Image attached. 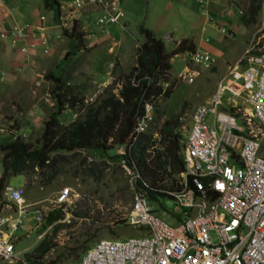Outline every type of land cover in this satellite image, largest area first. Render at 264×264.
Returning a JSON list of instances; mask_svg holds the SVG:
<instances>
[{
	"label": "rangeland",
	"instance_id": "rangeland-1",
	"mask_svg": "<svg viewBox=\"0 0 264 264\" xmlns=\"http://www.w3.org/2000/svg\"><path fill=\"white\" fill-rule=\"evenodd\" d=\"M181 1L121 0L119 9L123 18L119 20L120 24L124 21L125 29L111 25L109 34L103 35L94 25L99 16L95 6L82 12L67 7L61 10L60 6L71 5V0H7L11 14L7 16L8 23L4 26L7 32L0 46V144L21 140L29 149L37 148L43 124L51 115L66 130L85 109L95 108L108 95L116 97L125 76L136 66L138 48L143 42L138 33L141 25L162 42L166 54L185 38L193 45L192 50L205 52L211 59L207 67L194 66L188 61L192 50L184 51L171 56L168 59L170 67L164 74H157V85L165 81L166 87L160 88L159 95L150 96L151 101L148 99L152 123L147 135L151 134L155 141L146 151L148 159L159 154L160 159L165 160L164 143H161L163 133L159 134L165 121L177 125L173 127L174 133H185L192 109L207 101L216 83L226 77L264 21V0H210L205 7L197 5L195 12L190 10L188 0ZM249 7L255 8L253 18ZM12 26L28 28L29 32L38 27L34 33L36 38L32 36L27 40L34 44L32 49L27 50L26 38L14 42L16 36ZM227 26L230 35L226 34ZM78 32L82 33L80 42L76 36ZM39 36L41 41L45 39V46L39 44ZM21 47L26 51H20ZM183 65L190 72L192 70V75L196 73L190 83L177 77ZM51 75L61 81L64 89L67 87V97L74 99L73 106L65 102L57 110L51 95L55 88ZM166 90L168 93L164 96ZM130 144L125 142V154ZM118 149L108 138L104 150L89 147L69 153L58 151L50 154L54 160L52 166L26 168L0 183V214L11 213L3 207L1 194L2 186L7 184H23L21 205L44 213L41 221L34 225L27 221L11 239L24 259L25 253L45 240L51 243V248L36 260V264H72L83 249L97 239L135 235L134 228L124 224L133 194L127 175L119 167ZM177 154L181 155L180 150ZM1 159L0 151V177ZM166 161V172L160 171L156 180H151L134 161L131 165H136L140 179L149 189L158 193L156 189L172 188L175 181L180 180L179 173H168L175 167L176 160ZM64 187L71 189V196L64 206L57 207L54 198ZM149 202L156 213L164 208L168 214L182 216V209L172 199L161 197L159 204L153 200ZM54 209L61 210V220L46 224V214ZM57 222L60 227L52 233Z\"/></svg>",
	"mask_w": 264,
	"mask_h": 264
},
{
	"label": "built area",
	"instance_id": "built-area-1",
	"mask_svg": "<svg viewBox=\"0 0 264 264\" xmlns=\"http://www.w3.org/2000/svg\"><path fill=\"white\" fill-rule=\"evenodd\" d=\"M118 4L119 0H71L70 9L95 6L100 12L95 25L107 33V26L120 16ZM12 30L14 42L26 38L27 50L33 48L27 40L36 38L34 32ZM41 38L39 44L45 46ZM189 62L207 67L211 59L193 51ZM191 72L184 66L179 76L191 82L196 76ZM150 119L146 106L135 133L143 132ZM176 140L183 163L180 180L173 188L156 191L182 209V218L170 223L156 213L146 195L151 189L135 166L121 159L119 167L133 194L124 224L136 233L97 239L72 264H264V21L207 101L192 109L187 130ZM2 196L3 207L11 213L0 214V264H28L11 239L27 221L37 224L44 213L21 205L20 186L5 185ZM70 196V189L62 188L54 205L64 206ZM29 216L32 221L26 219Z\"/></svg>",
	"mask_w": 264,
	"mask_h": 264
},
{
	"label": "trees",
	"instance_id": "trees-1",
	"mask_svg": "<svg viewBox=\"0 0 264 264\" xmlns=\"http://www.w3.org/2000/svg\"><path fill=\"white\" fill-rule=\"evenodd\" d=\"M254 9L249 7L251 18L254 17ZM240 19L244 20V17L240 16ZM138 33L142 35L143 42L138 48L136 66L131 68L125 76V81L121 85L117 96L108 95L102 98L95 108L85 109L83 115L74 120L66 130L61 128L54 120V115H51L43 124L40 146L37 148L29 149L21 140L0 144V151L2 152L0 183L12 175L21 174L26 168L32 169L37 166L42 169L43 167L52 166L54 160L50 158V154L58 151L69 153L89 147L104 150L108 138H111V142L114 144H121L126 141L127 144L131 143L133 126L136 117L142 113V104L148 101L150 96H157L161 93L156 82L158 72L162 75L170 67L168 59L172 55L193 48L190 41L182 39L169 54H166L162 42L155 38L149 30L140 25L138 26ZM76 36L78 42H80L82 33L78 32ZM51 76L55 79V88L51 95L57 103V110L61 109L65 102L69 106H73L74 99L67 97V87L64 89L61 81L57 77ZM167 93L168 90L164 92V96ZM174 126L165 121L162 130L159 132L160 135L163 133L161 143H164L162 155H165V160L160 159L159 154L148 159L149 152L146 151V148L152 145L155 140L147 134H138L130 144L127 154L124 153L120 157L128 165H131V162L134 161L137 167L145 170L151 180H156L160 171L166 172L165 166L168 164L166 159L176 160L175 167L168 173L171 175L179 173L183 170V163L181 157L177 154L179 146L176 141V133H174V128L177 125ZM50 178L49 176L47 180ZM134 184L137 189L142 188L139 179H136ZM146 195L149 200H153L154 203L158 204L161 197L164 198L163 193H155V191L148 189ZM61 218V210L54 209L46 214L44 220L46 224H50L61 220ZM59 227L60 224L57 222L52 233H55ZM50 248L51 243L41 240L31 252L25 253V260L28 264H36L38 263L36 260Z\"/></svg>",
	"mask_w": 264,
	"mask_h": 264
},
{
	"label": "clouds",
	"instance_id": "clouds-1",
	"mask_svg": "<svg viewBox=\"0 0 264 264\" xmlns=\"http://www.w3.org/2000/svg\"><path fill=\"white\" fill-rule=\"evenodd\" d=\"M120 1L121 0H119V4H120ZM119 4H118V11H119V13H120V16L117 18V23L116 24H111V25H116L119 29H121V30H124L125 28H124V26L122 25L123 23H124V21L120 24V21L121 20H119V19H122L123 18V14H122V12L120 11V9H119ZM60 6V5H59ZM70 8V5L69 4H62L61 6H60V8H61V10L62 9H64V8ZM90 6H85V7H83V8H80V9H77V10H81L82 12H85V11H87L88 10V8H89ZM56 8L58 9V6H57V2H56ZM56 9V10H57ZM76 9H74L73 11H77ZM99 14H100V12H99ZM41 17V19L40 20H42V21H44V18L42 17V16H40ZM87 17V16H86ZM42 21H40V22H42ZM209 21V20H208ZM94 25H95V23H94ZM111 25H108L107 26V33L109 34V27L111 26ZM96 26V25H95ZM221 26V25H220ZM220 26H219V28H220ZM97 27V29H98V31L100 32V30H99V28H98V26H96ZM222 27V26H221ZM13 28V26L11 27V29ZM28 29V28H27ZM36 30H38V27H36V28H32V32H34L35 33V31ZM226 30V34H228V35H230L229 33H228V31H229V27L227 26V29H225ZM6 32L7 31H5V29H4V27L3 26H0V42L3 40V37H4V35L6 34ZM41 32H37V34H40ZM101 34H103V35H107V33H102V32H100ZM166 37V39L168 38L167 37V35L165 36ZM185 39V38H184ZM182 40V39H181ZM247 45V44H246ZM173 50V49H172ZM171 50V51H172ZM185 51H187L188 52V50H185ZM193 51H199V50H192V51H190L189 52V58H190V53H192ZM184 52V51H183ZM243 52V51H242ZM181 53V52H180ZM176 54H178V53H176ZM176 54H174V55H176ZM174 55H172V56H174ZM188 61H189V59H188ZM191 64V63H190ZM192 65V64H191ZM184 66H186V65H183V67ZM195 66V65H194ZM182 67V68H183ZM182 68H181V70H180V72H178L177 73V77H180L179 76V74L182 72ZM192 71V70H191ZM189 72H190V70H189ZM184 79V78H183ZM185 80V79H184ZM186 81V80H185ZM187 82V81H186ZM187 83H190V82H187ZM158 87L159 88H162V87H166V82L165 81H162L161 82V84L160 85H158ZM149 101H151L150 99H149ZM146 106H149V108H150V114L152 113V110H151V106H150V103L148 102V101H145L143 104H142V113H141V115H138L137 117H136V119H135V124H134V126H133V136L131 137V142H133L135 139H136V136L138 135V134H147V128H148V126L152 123V117H151V119L147 122V124H146V126H145V128H144V130H143V132H140V133H135V131H134V128H135V125L137 124V122H138V120H139V118L144 114V112H145V107ZM151 135V134H150ZM177 135H178V133H176V137H177ZM177 141V140H176ZM117 145V147H121L122 149L124 148V149H127V147H126V145H125V143H121V144H116ZM127 145H129V144H127ZM179 146V145H178ZM129 148V147H128ZM124 149H123V153L122 154H120V156L121 155H123L124 154ZM179 150H180V147H179ZM180 153H181V151H180ZM118 154V153H117ZM180 157H181V160H182V156L180 155ZM121 158V157H120ZM122 159V158H121ZM7 185H9V184H7ZM5 185H3L2 186V188H1V192H2V190H3V187H4ZM12 186V185H11ZM17 186H19V185H17ZM21 187V186H20ZM66 188H69V187H66ZM70 189V188H69ZM70 191H71V189H70ZM2 194V193H1ZM164 198H167V197H165L164 196ZM2 200H3V197H2ZM4 202V201H3ZM156 204V203H155ZM43 219V218H42ZM41 221V220H40Z\"/></svg>",
	"mask_w": 264,
	"mask_h": 264
},
{
	"label": "crops",
	"instance_id": "crops-1",
	"mask_svg": "<svg viewBox=\"0 0 264 264\" xmlns=\"http://www.w3.org/2000/svg\"><path fill=\"white\" fill-rule=\"evenodd\" d=\"M189 1V8L191 11L195 12V10H197V5L199 6V4H202L203 7L208 5V2L210 0H188ZM183 2V0L181 1V3ZM47 3H45L46 5ZM10 9V4H8L7 0H0V26H6L7 25V16H9V11ZM11 14V13H10ZM2 45V43L0 42V46ZM23 179V178H22ZM24 182V179L22 181V183ZM23 184L19 185L22 186ZM155 209V207H154ZM162 212L158 213V214H162V217L167 220L170 223H174L178 220H180L182 218V216L180 215L179 217L173 216L172 214H168L167 211L162 208ZM156 211V210H155Z\"/></svg>",
	"mask_w": 264,
	"mask_h": 264
}]
</instances>
